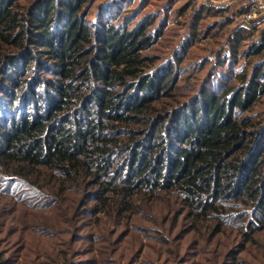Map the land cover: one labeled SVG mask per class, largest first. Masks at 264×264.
I'll use <instances>...</instances> for the list:
<instances>
[{"label":"trees","instance_id":"1","mask_svg":"<svg viewBox=\"0 0 264 264\" xmlns=\"http://www.w3.org/2000/svg\"><path fill=\"white\" fill-rule=\"evenodd\" d=\"M212 1L0 0V264H264V19Z\"/></svg>","mask_w":264,"mask_h":264},{"label":"built area","instance_id":"2","mask_svg":"<svg viewBox=\"0 0 264 264\" xmlns=\"http://www.w3.org/2000/svg\"><path fill=\"white\" fill-rule=\"evenodd\" d=\"M246 3L251 4V9L247 14L240 17V23L242 26L250 27L260 19H264V0H247Z\"/></svg>","mask_w":264,"mask_h":264},{"label":"rangeland","instance_id":"3","mask_svg":"<svg viewBox=\"0 0 264 264\" xmlns=\"http://www.w3.org/2000/svg\"><path fill=\"white\" fill-rule=\"evenodd\" d=\"M206 2H208V0H197V3L198 4H203V3H206ZM211 2V1H210ZM212 2H214L215 4H231V5H233L234 6V1L233 0H214V1H212ZM184 4V2H181L179 5H183ZM208 54V52H206V55ZM240 64H241V62H240ZM172 199H174L173 197H172ZM47 216H50V215H47ZM84 225H86V223H83ZM246 253V251H244V252H242L240 255H239V257H241V256H244V254ZM217 257V256H216ZM204 258H206L205 256H203V257H200L199 259H203V260H205Z\"/></svg>","mask_w":264,"mask_h":264}]
</instances>
